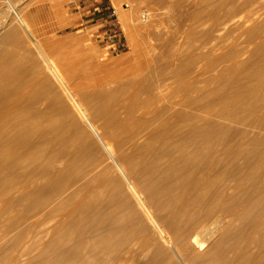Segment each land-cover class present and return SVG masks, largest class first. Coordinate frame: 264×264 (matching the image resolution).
<instances>
[{
    "label": "bare ground",
    "instance_id": "bare-ground-1",
    "mask_svg": "<svg viewBox=\"0 0 264 264\" xmlns=\"http://www.w3.org/2000/svg\"><path fill=\"white\" fill-rule=\"evenodd\" d=\"M6 1L40 65L20 58L28 47L3 18L0 48L13 40L18 51H0V185H14L0 189V209L35 199L23 214L67 215L65 229L31 264L49 254L50 264H154L153 246L158 259L166 257L159 242L176 264H264V0H199L180 24L187 26L180 64L138 81L118 75L126 85L98 94L72 86L48 53L52 42L39 40L17 3ZM203 25L206 31L197 30ZM130 87L124 100L115 95ZM59 111L81 138L89 133L78 141L89 152L72 150L58 135ZM135 217L152 219L160 240L144 237V227L141 236L128 231L139 228ZM220 227L226 232L216 241ZM210 243L214 252L205 256Z\"/></svg>",
    "mask_w": 264,
    "mask_h": 264
},
{
    "label": "rangeland",
    "instance_id": "rangeland-1",
    "mask_svg": "<svg viewBox=\"0 0 264 264\" xmlns=\"http://www.w3.org/2000/svg\"><path fill=\"white\" fill-rule=\"evenodd\" d=\"M47 1L49 0H13V3H17L19 10L23 12L25 19L28 20V17L34 14V10L45 12L47 17L55 13L56 11L47 8L49 7L47 6ZM54 1L62 5L57 8V13L58 20L63 21L58 23V26L53 31H49L46 24L39 25V23H37L38 25L32 24V26L41 27L42 30H44L41 31V33H44L40 36V33L38 34L37 32L38 39L46 43L52 42L51 45L47 47L48 53L50 52L49 55L53 58L55 63L69 76V81L72 86L78 91H86L91 94L106 93V91L110 90L116 91V87L126 85L128 81L118 83L117 80L114 79L115 77L118 78V75L122 74L119 77L124 75H126V77H134L131 80L134 79L138 81L151 73L162 70V67L166 65H170L171 67L180 64L183 59V52L186 49V45L180 47L184 41L182 30L187 28V26L180 28V24L184 17V13H187V15L192 14L197 9L199 3V0ZM40 5L46 8L44 10L41 8L39 9ZM9 10L10 8L7 1L0 0V40L5 37L7 32L6 29L8 28L7 26H3V23L9 20V23L13 24L12 27L15 26L17 29L15 33L20 35L21 41L26 43L29 50L27 55H21L20 58H25L26 60L34 58L37 67L38 64L40 65V57L37 50L33 47L34 45L29 42L30 39L24 33L20 23L15 20V15H8L7 12ZM114 10L120 21V33L117 39L110 42L105 38L108 35L111 24L109 14ZM145 15L146 18L144 17ZM50 19H52V17H50ZM105 20H107L105 27L99 29L100 25L97 23ZM191 24L193 25V23ZM207 27L208 25H203L197 30L206 31ZM46 28L47 30L45 31ZM236 33L238 32L235 31L233 34L235 35ZM185 40L191 41V38H186ZM17 46L16 41L10 40L6 45H2L0 51L4 53L5 57L13 56L17 54ZM216 53H221V50H218ZM5 57L2 56L1 58ZM18 63L20 62L16 58L12 61L10 67L15 68L18 66ZM124 69L127 70L124 71ZM135 74L136 76H134ZM105 76H107V78ZM109 77L111 79H109ZM119 79L120 78H118V80ZM132 90L133 88L130 87L128 90L123 92L119 91L115 95L121 93V97L124 100L133 92ZM142 94L143 93L138 95V100H141L145 95L143 94L142 96ZM122 103L125 104L124 102ZM143 110L144 109L136 110L134 116L141 115ZM70 115L69 123L76 117L74 110L71 111ZM148 115L150 114H147L146 117ZM56 118L58 119V127L60 128L58 135L69 141L68 146H70L72 150L83 151L84 153L89 152L90 148L81 145L79 147L78 145V141L88 138L89 133H85L83 138H81L79 136V126L76 125L72 127L69 123H66L67 116L65 113H61L60 111L57 112ZM140 141H143V139ZM59 146H61V143L57 144V147ZM97 152L100 154V158H106L102 151ZM90 160L91 159H87L84 163H90ZM35 183L42 186L43 179L37 180ZM108 184V181L102 183V185ZM0 189L12 191L14 189L13 182L8 181L6 184L0 185ZM27 191V187H24L22 192L26 194ZM19 193L21 192H12V195L16 196ZM90 195L91 193L86 192L83 196L84 198H89ZM35 202V199H30L26 202L28 206L19 205L10 208L8 211H6L7 208L5 206L1 207V213L5 212L0 215V264H31V259L37 257L51 239L57 236L61 230L65 229L64 226L66 223H64V221L67 215L61 217L58 215L56 216V213H54L52 216L44 218L37 215L23 214L28 209H33L35 207ZM109 203L110 205L108 204L104 209L110 208L111 205L116 204V201ZM133 204H135V202ZM124 208L123 206V209ZM122 216H124L122 220H125V223L131 219V214L126 212ZM133 219H135L136 225L139 226V228L136 227L135 229L134 225H128V231H134L135 234L141 236V230L144 227L149 234L144 235V237L151 239L153 241L152 243L160 240L159 234L154 230L155 227L153 226L155 223L152 219L148 220L144 217L143 219L138 217ZM27 228L29 232L26 234L25 229ZM220 229L219 233L215 235L214 240L216 241L220 240L226 232V227H220ZM116 238V236L112 238V243L116 241ZM231 242L232 241L228 240L225 247L222 248L226 249ZM159 247L166 257L164 260L158 259L159 256L156 255V249L153 246L152 256L154 261L156 260L154 264H168L170 262L176 264V261L172 258L171 252L168 250V245L159 242ZM102 252L104 251L100 249L96 256ZM202 252L206 254L205 256L212 255L214 252L213 244L210 243ZM229 253L232 254V252ZM87 256H89V254ZM96 256L91 255L90 258ZM54 259L55 257L49 254L42 264H50ZM146 259L148 260V258ZM208 262L209 261H207V263ZM39 264L41 263L39 262ZM209 264H212V261L209 262Z\"/></svg>",
    "mask_w": 264,
    "mask_h": 264
},
{
    "label": "crops",
    "instance_id": "crops-1",
    "mask_svg": "<svg viewBox=\"0 0 264 264\" xmlns=\"http://www.w3.org/2000/svg\"><path fill=\"white\" fill-rule=\"evenodd\" d=\"M54 0H49L47 1V8H50L51 10H54L56 11L55 13L51 14V16L47 17L46 13L45 12H38L36 10H34V14L30 15V17H28V21L31 23V25H38L37 23H39V25H47L48 26V30L49 31H53L57 26H58V23L62 22L63 20H58V13H57V8H59V6H62L59 2H53ZM46 6V5H45ZM42 9L44 10L46 7H43L42 5L39 6V9ZM30 13V12H29ZM104 15V14H103ZM54 16V18H53ZM50 17H52V19H50ZM107 22V20L105 21H101L100 23L98 22L97 24L100 25L99 29H103L105 27V23ZM34 29L36 32H38L39 36L43 33H41V31H44L42 30L41 27H35L34 26ZM97 29V30H99ZM47 30V28L45 29V31Z\"/></svg>",
    "mask_w": 264,
    "mask_h": 264
},
{
    "label": "built area",
    "instance_id": "built-area-1",
    "mask_svg": "<svg viewBox=\"0 0 264 264\" xmlns=\"http://www.w3.org/2000/svg\"><path fill=\"white\" fill-rule=\"evenodd\" d=\"M110 15V19H111V24H110V28H109V32L108 35L105 39H108L110 42L114 41L115 39L118 38L119 35V28H120V21L118 20L117 14L115 12V10L109 14ZM109 19V21H110Z\"/></svg>",
    "mask_w": 264,
    "mask_h": 264
}]
</instances>
